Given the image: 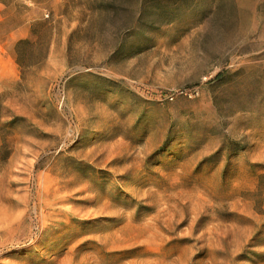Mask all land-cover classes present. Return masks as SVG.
Segmentation results:
<instances>
[{"label":"rangeland","instance_id":"obj_1","mask_svg":"<svg viewBox=\"0 0 264 264\" xmlns=\"http://www.w3.org/2000/svg\"><path fill=\"white\" fill-rule=\"evenodd\" d=\"M0 264H264V0H0Z\"/></svg>","mask_w":264,"mask_h":264}]
</instances>
